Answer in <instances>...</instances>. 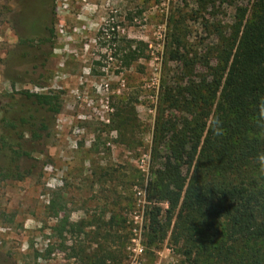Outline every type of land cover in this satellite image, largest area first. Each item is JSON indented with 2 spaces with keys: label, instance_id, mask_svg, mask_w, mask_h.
Returning a JSON list of instances; mask_svg holds the SVG:
<instances>
[{
  "label": "rangeland",
  "instance_id": "rangeland-1",
  "mask_svg": "<svg viewBox=\"0 0 264 264\" xmlns=\"http://www.w3.org/2000/svg\"><path fill=\"white\" fill-rule=\"evenodd\" d=\"M18 2L0 0V264H191L174 235L179 206L168 219L167 201L147 198L166 153L153 149L155 125L191 117L168 105L167 88L207 73L209 47L254 0H28L25 23L41 15L52 27L34 72L14 59ZM174 25L189 57L204 56L196 75L168 57ZM129 44L137 57L125 65ZM25 90L56 94L59 112Z\"/></svg>",
  "mask_w": 264,
  "mask_h": 264
},
{
  "label": "trees",
  "instance_id": "trees-1",
  "mask_svg": "<svg viewBox=\"0 0 264 264\" xmlns=\"http://www.w3.org/2000/svg\"><path fill=\"white\" fill-rule=\"evenodd\" d=\"M169 36L168 57L180 62L184 74L196 75L204 56L195 51L189 57L179 26ZM127 46L119 51L125 65L137 57V46ZM208 54L201 61L207 73L167 88L168 105L191 117L179 127L172 123V129L155 125L153 149L162 146L166 153L147 198L167 201L168 219L179 206L174 235L185 240L191 264H264V171L257 160L264 153V0H254L246 17L242 11L233 34L209 47ZM21 94L59 112L54 93ZM184 164L192 168L189 177L182 174ZM162 210L157 205L149 211L155 236L164 229Z\"/></svg>",
  "mask_w": 264,
  "mask_h": 264
},
{
  "label": "flooded vegetation",
  "instance_id": "flooded-vegetation-1",
  "mask_svg": "<svg viewBox=\"0 0 264 264\" xmlns=\"http://www.w3.org/2000/svg\"><path fill=\"white\" fill-rule=\"evenodd\" d=\"M28 0H19L18 2V11L16 13V16L11 17L12 19V25L17 30V43L15 47H17V54L15 52L14 59L17 61H22L26 65H31L30 68L34 72V70L37 69V62L35 60H38L39 58H43L44 52L42 51V45L47 42V38H39L40 34L42 32L47 33L49 35H52V27L48 25H43V23L46 21V19L43 21L42 16L40 15L37 21L32 22L30 26H28L25 23V20L23 19V13L26 9ZM3 12V10H2ZM13 27V28H14ZM29 59H32V62L29 61ZM36 62V63H35ZM41 66V65H40ZM26 69V66H23V70Z\"/></svg>",
  "mask_w": 264,
  "mask_h": 264
},
{
  "label": "clouds",
  "instance_id": "clouds-1",
  "mask_svg": "<svg viewBox=\"0 0 264 264\" xmlns=\"http://www.w3.org/2000/svg\"><path fill=\"white\" fill-rule=\"evenodd\" d=\"M214 125H219V120L218 119H214L213 122H212ZM216 131H218V129H216ZM257 160H258V163L260 164L261 166V170L264 171V153L260 154L258 157H257Z\"/></svg>",
  "mask_w": 264,
  "mask_h": 264
}]
</instances>
